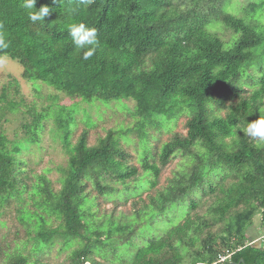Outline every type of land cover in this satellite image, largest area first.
I'll list each match as a JSON object with an SVG mask.
<instances>
[{"label":"trees","instance_id":"obj_1","mask_svg":"<svg viewBox=\"0 0 264 264\" xmlns=\"http://www.w3.org/2000/svg\"><path fill=\"white\" fill-rule=\"evenodd\" d=\"M22 3L0 0V32L8 44L0 56L21 64L27 80L77 99L55 109L68 155L55 190L45 173L32 180L24 157L36 155L53 105L22 111L5 91L0 97L7 100L0 106V214L16 203L37 255L59 238L64 249L79 244L71 264H112L96 254L107 257L115 243V253L135 248L128 262L116 264H264V142L241 131L258 109L264 112V0L238 11L235 0H36L37 9L51 12L35 23ZM79 22L97 30L88 60L68 33ZM95 99L132 100L133 109L124 107L136 122L109 130L95 145L88 130L73 143L71 112ZM6 108L32 117L13 138L1 124L9 120ZM182 115L187 132H173ZM162 128L173 135L156 143L160 136L152 129ZM123 141H138L140 167L130 163ZM177 156L178 167L158 187ZM91 181L100 195L140 199L130 213H102ZM146 189L154 191L144 198ZM7 257V264H49L20 251Z\"/></svg>","mask_w":264,"mask_h":264},{"label":"rangeland","instance_id":"obj_2","mask_svg":"<svg viewBox=\"0 0 264 264\" xmlns=\"http://www.w3.org/2000/svg\"><path fill=\"white\" fill-rule=\"evenodd\" d=\"M252 0H235L238 3V9L245 6ZM222 36L225 35L226 40L231 38V32L223 30ZM5 91L9 100H15L19 102L22 107V111H27L26 107L34 105L36 109L41 112L46 108H50L49 105H53V112L45 121V128L43 129L40 136V144L37 148V153L35 156H26L28 160L27 170L31 171L33 176L32 180L36 179L35 174L45 173L48 178L52 181L55 190H58L62 186L61 177L63 175L62 168L66 167L68 164V155L63 147V142L59 138L58 134L60 131L59 124L57 123V109L56 105H67L70 107L74 105L77 99L69 97L67 94L56 90L54 87L47 85L41 81H31L27 80L23 76V67L16 60L11 59L8 56H0V97ZM112 100L105 102L99 99H95L93 103H85L80 107L72 110L71 115L73 116V136L72 142L77 141L78 136L84 131H89V143L90 145L97 144L101 137H104L109 130L118 131L122 127L132 126L135 124L136 119L130 115L127 110V105L130 109H133L134 102L132 100ZM124 104L126 107H124ZM0 106L6 107L7 100H0ZM6 117L9 118L8 121H4L2 118L1 124L8 130L11 138L15 136V133L23 129V123L28 119L29 121L32 117L29 114L11 113L7 108L4 110ZM90 114V115H89ZM90 120L87 118L88 116ZM186 115L180 116L176 125L173 128V132L186 133L187 129L184 127ZM152 131L159 135V140L166 141L173 135L172 131H166L163 128L160 130L152 129ZM122 145L131 153L130 163L139 166L140 164V153L138 149L137 142H127L123 141ZM31 159V160H30ZM181 158L179 156L175 157L170 164L164 168L159 179V185H165L168 179L173 175L174 170L178 167V163ZM140 167V166H139ZM33 169V170H32ZM114 186L118 188H123L124 185L121 183H114L109 180ZM89 190L98 196L100 201V211L104 212H114L116 215L121 212L130 213L134 210L135 201L140 199V195L133 194H123L118 195L116 193L109 195H100L96 188V185L92 183L89 184ZM153 190H143L141 195L145 198L147 194ZM16 203L12 202L11 207H4L1 210L4 212L0 214V264H7V253L8 252H21L23 255L30 257L31 259H38L39 261L47 262L49 264H71L70 254L71 250L75 249L79 244L64 249L63 239H57L56 243L45 250V252L37 253L33 250L32 242H28L31 233H28L26 227L20 221L18 212L15 208ZM204 207L202 210H205ZM259 222V219H257ZM53 226H57L59 221L54 219L52 222ZM168 224V228H170ZM160 233V232H158ZM34 234V233H33ZM142 237H136V243L138 245L143 244ZM120 244L115 243L114 246L110 244V248L102 255L96 254V257L100 261L112 262L116 264L117 262L126 263L131 259L133 251H130L131 247L126 248L124 246L117 249V252H113ZM19 246V248H18ZM112 246V247H111ZM112 249V250H111ZM119 259H122L121 261Z\"/></svg>","mask_w":264,"mask_h":264},{"label":"clouds","instance_id":"obj_3","mask_svg":"<svg viewBox=\"0 0 264 264\" xmlns=\"http://www.w3.org/2000/svg\"><path fill=\"white\" fill-rule=\"evenodd\" d=\"M59 0H53L57 3ZM36 0H23L22 7L27 10V16L33 23L43 21L44 17L51 12L48 6H41L39 9L35 7ZM68 33L71 37L72 44L75 50L79 53L82 52L83 59H90L98 46L97 30L88 27L85 23H71L68 25ZM8 44L5 40L4 34L0 32V49L7 48ZM259 116L252 122H246V127L241 131L260 142H264V112L258 109ZM245 119V118H244Z\"/></svg>","mask_w":264,"mask_h":264},{"label":"water","instance_id":"obj_4","mask_svg":"<svg viewBox=\"0 0 264 264\" xmlns=\"http://www.w3.org/2000/svg\"><path fill=\"white\" fill-rule=\"evenodd\" d=\"M243 261H244V259L241 260V262H243Z\"/></svg>","mask_w":264,"mask_h":264}]
</instances>
